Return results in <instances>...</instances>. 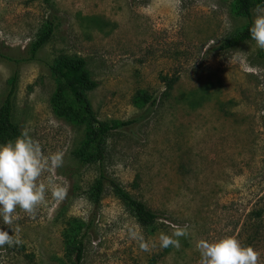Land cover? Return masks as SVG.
<instances>
[{"label":"rangeland","instance_id":"1","mask_svg":"<svg viewBox=\"0 0 264 264\" xmlns=\"http://www.w3.org/2000/svg\"><path fill=\"white\" fill-rule=\"evenodd\" d=\"M49 16L58 28L27 60ZM245 24L230 0H0V100L16 72L13 121L43 155L61 154V166L39 180L52 176L65 188L59 200L46 192L34 215L16 208L11 225L0 223L13 239L19 226L22 240L0 247V264H76L63 233L92 217L79 264H199L197 243L226 236L264 264V50L252 40L218 48ZM61 54L85 60L99 120L137 118L107 136L103 169L158 216L152 231L108 187L92 216L98 165L74 158L83 126L56 117L49 104L48 65ZM163 77L176 79L168 93ZM138 92L154 105L136 106ZM186 92L205 101L190 108ZM178 229L187 235H174ZM162 236L179 246L163 247Z\"/></svg>","mask_w":264,"mask_h":264},{"label":"trees","instance_id":"2","mask_svg":"<svg viewBox=\"0 0 264 264\" xmlns=\"http://www.w3.org/2000/svg\"><path fill=\"white\" fill-rule=\"evenodd\" d=\"M264 5V0H230V9L234 17L243 18L246 24L231 37L224 40L218 46L219 50L233 49L241 43L251 40L249 27L253 19V9ZM58 28L57 21L49 16L44 21L41 30L28 46L29 57L33 60L36 54L50 41ZM0 58L5 59L0 55ZM30 58V59H29ZM6 60V59H5ZM49 74L52 76L55 86L50 97L49 104L56 117L68 124L83 126V139L73 152L74 158L80 163L98 165V175L88 190V200L91 203L92 216L95 215L102 197L108 187L135 219L137 225L142 229L153 230L159 219L158 216L149 210L142 202L131 196L114 179L107 176L103 169L104 149L107 136L117 128L128 127L137 121V118L121 123H108L99 120L91 110L87 99V93L97 86L88 70L85 60L75 55L61 54L48 65ZM175 77H163V85L168 93ZM17 87V75L13 72L7 80V89L0 100V144L14 140L22 131L13 121L14 96ZM189 102L186 105L190 108L199 106L204 99L193 98V92H186ZM184 95V94H183ZM135 98L136 106H153L155 98L145 92H138ZM94 217L85 224L75 220L63 233V244L66 256L73 257L74 262L79 264L83 257L84 242L87 233L92 228Z\"/></svg>","mask_w":264,"mask_h":264},{"label":"clouds","instance_id":"3","mask_svg":"<svg viewBox=\"0 0 264 264\" xmlns=\"http://www.w3.org/2000/svg\"><path fill=\"white\" fill-rule=\"evenodd\" d=\"M249 36L256 47L264 50V9L255 15L249 27ZM62 164L60 153L43 155L39 143L32 139L24 129L12 141L0 144V223L11 225L15 219V209L19 208L34 215L36 207L44 202L46 192L54 199H62L65 188L57 178L49 176L47 182H41V174L55 170ZM19 226L16 238L0 230V247L20 245ZM174 235H187L186 229H178ZM162 246L179 242L168 236L161 237ZM199 264H257L258 253L249 246H242L234 237L226 236L209 242L197 243Z\"/></svg>","mask_w":264,"mask_h":264}]
</instances>
